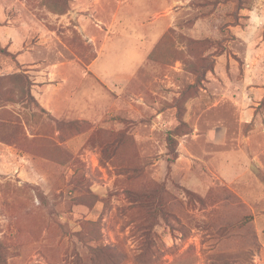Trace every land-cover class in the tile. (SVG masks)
Segmentation results:
<instances>
[{"label": "rangeland", "instance_id": "rangeland-1", "mask_svg": "<svg viewBox=\"0 0 264 264\" xmlns=\"http://www.w3.org/2000/svg\"><path fill=\"white\" fill-rule=\"evenodd\" d=\"M0 264H264V0H0Z\"/></svg>", "mask_w": 264, "mask_h": 264}, {"label": "crops", "instance_id": "crops-1", "mask_svg": "<svg viewBox=\"0 0 264 264\" xmlns=\"http://www.w3.org/2000/svg\"><path fill=\"white\" fill-rule=\"evenodd\" d=\"M240 110H241L239 113L240 120L243 122L249 121L251 119V117H250L251 112L249 111L250 108L249 107L246 108L245 105H243V107ZM211 137H212L215 144H217V145L224 144L227 140V131L224 127L215 128L213 131H211ZM223 157L225 160H227L226 159V157H227L226 153L223 154ZM227 163H229V162H227ZM245 164H246V162H245ZM245 164H243V165L241 164V167H243V169L246 168ZM260 262H263V261L260 260Z\"/></svg>", "mask_w": 264, "mask_h": 264}]
</instances>
